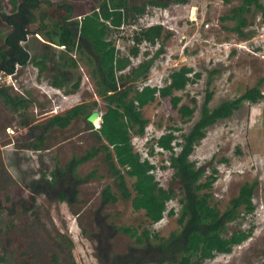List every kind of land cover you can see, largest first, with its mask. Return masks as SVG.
Masks as SVG:
<instances>
[{
	"label": "rangeland",
	"instance_id": "374dc122",
	"mask_svg": "<svg viewBox=\"0 0 264 264\" xmlns=\"http://www.w3.org/2000/svg\"><path fill=\"white\" fill-rule=\"evenodd\" d=\"M46 1L54 6L49 9ZM102 1L38 0L41 10L36 11L37 18L46 13L53 15L54 21L39 33H35L39 31L38 22L28 25L21 45L31 58L37 57L50 44L45 38L57 43L68 27L64 21L66 12L71 20H78ZM240 3L241 0H188L185 5H170L165 10L149 9L137 25L125 26L112 35L125 58L130 59L129 50L136 47V56L130 59L133 63L140 61L145 52L151 57L159 43L163 47L148 79L129 84L133 88L163 86L170 72L182 66L200 74L197 79L192 77L193 82L184 90L174 92L181 98L179 105L195 108L190 119H182L169 98L157 97L141 109V119L145 121L142 133H135L137 126L130 131L133 150L154 165L155 178L164 188L172 171L167 169L169 152L155 145L159 136L177 129L180 141V135L200 118L207 93H211L209 110L256 86L264 94V13L251 11L244 15L245 25L234 32L236 21L230 19L231 10ZM261 3L264 6V0ZM11 15L8 0H0V48L13 31L9 25L12 21L8 20ZM154 27L161 35L155 46L140 44L138 39L128 43L127 38L134 32ZM165 36L168 39L162 41ZM67 51L78 62L71 83L81 76L79 89L72 94L71 83L61 92L55 90L30 63L24 67L15 65L10 75L0 70V89L12 98L29 102L27 109L13 110L0 98V264H115L117 259L142 250L149 256L143 264H164L157 251L180 230L177 198L167 204L160 222L151 223L144 211H133L130 200L134 179L120 170L125 185L120 188L103 149L106 144L88 127L85 115L63 130L48 124L50 117L63 115L76 105L84 104L87 112L100 114L105 107L104 99L96 94L91 58L77 45ZM93 128L97 129L96 124ZM189 161L205 165V176L216 170V180L206 193L208 205L220 213L243 186H253L254 211L249 215L242 212L224 232L240 230L250 232V237L234 246L230 254H217L204 263L264 264V99L255 104L242 102L229 118L208 127ZM72 164L76 166L73 171L69 168ZM105 189L115 202L105 203ZM102 227L110 233L106 250L98 249ZM124 228L136 230L138 235L146 231L148 237L138 243L123 232Z\"/></svg>",
	"mask_w": 264,
	"mask_h": 264
},
{
	"label": "trees",
	"instance_id": "16d2710c",
	"mask_svg": "<svg viewBox=\"0 0 264 264\" xmlns=\"http://www.w3.org/2000/svg\"><path fill=\"white\" fill-rule=\"evenodd\" d=\"M8 3L19 24L10 23L12 27L14 26L12 32L14 34L7 35L0 48V70L11 74L15 65L24 67L30 63L38 71V75L48 81L51 88L63 91L78 70V62L67 48H74L77 45L83 49L93 61L92 77L97 87L96 94L105 102L104 110L100 114V127L94 129L88 122L87 124L97 139L105 142L103 149L113 165L111 169L116 174L120 188H125L120 170L123 175L134 179L131 200L127 196L133 211L142 210L151 223H158L165 215L167 204L177 198L180 205L177 220L180 230L177 234L171 235L165 244L158 246L161 263L169 264L167 261L173 260L174 264H205V261L217 254H230L234 246L242 244L250 237V232L240 230L230 234L224 232L226 226L235 221L242 212L249 215L254 211L251 202L253 186H243L238 195L230 201L228 208L220 213L208 205L206 193L216 180V170L213 169L211 175L205 176L206 166H196L189 161V157L194 147L205 138L208 127L229 118L242 102L255 104L264 99L259 86L248 89L239 98L225 101L212 110L207 108L211 99V93H207L200 118L186 134L180 135V141L177 140L175 133L177 129H171L155 140V145L159 149L169 152L167 169L172 171V175L166 188L160 186L156 180L153 173L154 165L147 159H142L140 154L133 150L130 142V131L137 126L138 131L135 133L139 134L144 128L145 121L141 119V109L154 102L157 97L169 98L172 108L180 117L190 119L195 108L179 105L181 98L175 96L174 92L184 90L193 82L191 78L197 79L200 74L182 66L171 71L160 88L156 86L133 88L134 86L129 84L142 83L148 78L155 60L162 54L163 47L159 43V49L151 57L145 52L140 61L133 63L129 58L123 59L125 56L121 52L116 59L118 49L112 35L125 26L137 25L149 9L165 10L170 5H185L188 0H103L98 7L91 8L78 20H71L66 12L64 21L68 27L66 26L59 35L58 42L45 38L48 43L64 49L45 45L43 51L35 58H31L21 45L27 34L24 29L38 22L39 31L35 33L42 32L48 22L54 21L53 15L41 13L38 20L36 11L41 10L38 0H8ZM46 6L49 8L54 5L46 1ZM251 11L264 13L261 0H241L238 8L231 10L230 19L236 21L234 32H239L245 25L243 16ZM1 33L0 30V35ZM160 36L156 27L143 31L140 29L127 38V41L130 43L132 39H138L140 43L153 47L158 43ZM167 39L168 36H165L162 41ZM136 52L134 46L131 56ZM80 81L81 76H77L76 81L70 84L69 94L79 89ZM126 85L128 86L125 87ZM0 98L13 110L29 107L27 100L20 97L12 98L4 89H0ZM93 106L96 107L97 103H93ZM92 112L93 110L87 112V106L84 104L76 105L63 115L50 117L48 124L51 128L63 130L78 116L85 115L87 119ZM23 126L26 127L25 124ZM176 146L178 151H175ZM93 152L86 158H91ZM69 168L73 171L76 166L72 164ZM102 197L105 203L116 201L107 189L103 191ZM169 214L172 215L173 211ZM123 232L134 237L138 243L142 238L148 237L146 231L138 235L136 230L124 228Z\"/></svg>",
	"mask_w": 264,
	"mask_h": 264
},
{
	"label": "flooded vegetation",
	"instance_id": "af4514ba",
	"mask_svg": "<svg viewBox=\"0 0 264 264\" xmlns=\"http://www.w3.org/2000/svg\"><path fill=\"white\" fill-rule=\"evenodd\" d=\"M8 20L12 21L13 24H19V20H17V17L15 16V14H12ZM10 23L9 25L11 26ZM12 32H14V26H13ZM10 34H14V33H10ZM109 234L110 233L104 232L103 227L101 228L100 235H98V240H97L98 249L100 247L103 248L102 250H106L108 248V244L106 243V240L109 237ZM146 252L147 251L142 250L141 252H138L136 255L129 253L128 255L122 257L121 259H117L115 261V264H143L144 262L147 263V259L149 258V256L146 255ZM159 253H160V250L157 251V255H159Z\"/></svg>",
	"mask_w": 264,
	"mask_h": 264
},
{
	"label": "water",
	"instance_id": "95a60500",
	"mask_svg": "<svg viewBox=\"0 0 264 264\" xmlns=\"http://www.w3.org/2000/svg\"><path fill=\"white\" fill-rule=\"evenodd\" d=\"M190 15L191 17H193L195 15V8H192L190 11ZM98 120L99 122H101V116L100 113L97 111L92 112L86 119V121L90 124V125H94V122ZM100 127V123L97 126V129Z\"/></svg>",
	"mask_w": 264,
	"mask_h": 264
},
{
	"label": "crops",
	"instance_id": "0c3cea01",
	"mask_svg": "<svg viewBox=\"0 0 264 264\" xmlns=\"http://www.w3.org/2000/svg\"><path fill=\"white\" fill-rule=\"evenodd\" d=\"M49 45H51V44H49ZM52 46L55 47V48H57V49H60V50H63V49H64V47H57V46H54V45H52ZM133 48H134V47H133ZM133 48H131V49L129 50V51H130V52H129V55H130V56H131V51H132ZM121 53H122V55L125 56V54H124L123 52H121ZM118 54H119V51L117 52V55H118ZM135 56H136V55H135ZM135 56H134V57H135ZM125 57H126V56H125ZM131 57H133V56H131ZM116 59H118L117 56H116ZM123 59H126V58H123ZM18 66H19V65H18ZM18 66H17V67H18ZM20 67H21V66H20ZM55 90H56V89H55ZM58 91H60V90H58ZM60 92H61V91H60Z\"/></svg>",
	"mask_w": 264,
	"mask_h": 264
},
{
	"label": "built area",
	"instance_id": "2783aa9c",
	"mask_svg": "<svg viewBox=\"0 0 264 264\" xmlns=\"http://www.w3.org/2000/svg\"><path fill=\"white\" fill-rule=\"evenodd\" d=\"M147 28V27H146ZM142 30V29H141ZM134 40V39H133ZM140 43V42H139ZM140 44H143V43H140ZM130 59H131V57H130ZM152 70V69H151ZM150 73H151V71H150ZM10 75V74H9ZM14 76V75H13ZM149 77V76H148ZM148 79V78H147ZM145 86H151V85H145ZM154 86H156L157 88H160L161 86H158V85H154Z\"/></svg>",
	"mask_w": 264,
	"mask_h": 264
},
{
	"label": "bare ground",
	"instance_id": "6f19581e",
	"mask_svg": "<svg viewBox=\"0 0 264 264\" xmlns=\"http://www.w3.org/2000/svg\"><path fill=\"white\" fill-rule=\"evenodd\" d=\"M98 122H99V121H98V120H96V121L94 122V125L96 124V126H98Z\"/></svg>",
	"mask_w": 264,
	"mask_h": 264
}]
</instances>
